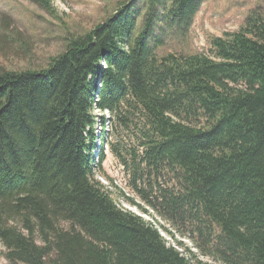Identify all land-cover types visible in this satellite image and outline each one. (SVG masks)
<instances>
[{
    "label": "trees",
    "instance_id": "16d2710c",
    "mask_svg": "<svg viewBox=\"0 0 264 264\" xmlns=\"http://www.w3.org/2000/svg\"><path fill=\"white\" fill-rule=\"evenodd\" d=\"M203 1L121 3L45 67L0 69L7 264H191L93 181L95 110L138 133L137 167L172 173L160 217L222 264H264V9L207 53L158 55Z\"/></svg>",
    "mask_w": 264,
    "mask_h": 264
},
{
    "label": "rangeland",
    "instance_id": "374dc122",
    "mask_svg": "<svg viewBox=\"0 0 264 264\" xmlns=\"http://www.w3.org/2000/svg\"><path fill=\"white\" fill-rule=\"evenodd\" d=\"M130 1L133 0H0V69L45 67L50 58L64 52L71 37L85 34L109 17L119 4ZM255 6L264 9V0H204L183 39H168L156 49L157 54L207 53L209 37L237 30ZM94 114L109 116L98 110ZM113 123L108 124V134L100 135L95 142L97 148L100 141L103 144L104 159L99 172L98 159L94 157L93 181L119 208L157 228L164 242L185 255L191 264H222L197 247L203 243L200 238L195 236L193 242L181 236L183 225L172 226L159 216V189L176 188V181L166 169L153 172L137 167L136 157L141 151L137 147L138 133L132 126ZM94 130L96 134L98 124ZM148 172L154 174L145 179L143 175ZM3 252L0 244V264H7Z\"/></svg>",
    "mask_w": 264,
    "mask_h": 264
}]
</instances>
